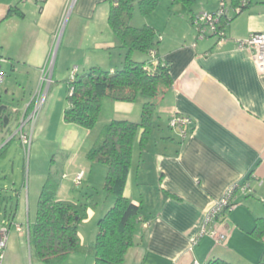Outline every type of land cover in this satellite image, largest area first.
Segmentation results:
<instances>
[{
  "label": "crops",
  "instance_id": "obj_1",
  "mask_svg": "<svg viewBox=\"0 0 264 264\" xmlns=\"http://www.w3.org/2000/svg\"><path fill=\"white\" fill-rule=\"evenodd\" d=\"M167 2L168 15L161 25L149 23L145 17L137 20L141 25L137 28L149 26L156 32L157 55L170 65L172 84L157 100L158 134L152 131L154 137L151 135L142 152L139 137L133 146L124 196L140 207L141 214L135 245L126 253L124 264H206L210 260L260 264L264 236L258 239L252 232L256 220L264 219V72L258 73L250 51L240 49L238 42L251 33L264 34V0H251L239 13L231 0H225L230 21L220 42L216 38L197 39L191 24L193 15L215 12L220 0H196L191 13L179 2ZM10 7H17L22 17L12 15L0 24V57L5 60L0 62V68L6 65L15 74L27 75L36 89L22 100L21 108L8 103L15 126H9L6 135L10 136L12 129L16 135L21 124H25L23 133L36 140L51 136L69 150L79 134L87 130L63 122V113L69 107L65 102L67 83L64 97L59 96V86H54L61 83L57 77L73 68L77 69L76 76L91 68L116 71L115 58L124 50L108 25L110 3L0 0V20ZM133 21L132 16L131 24ZM175 24L180 28L179 34L169 31ZM46 74L50 75L49 85L42 82ZM3 83L4 80L0 86ZM43 97V104L31 119ZM56 102L61 104L59 109ZM141 109L140 99L127 103L104 98L98 122L104 121L101 128L113 120L138 123ZM173 114L191 120L184 138L168 127ZM54 119L57 122L53 125ZM163 120L168 133L161 128ZM4 139L5 136L0 142ZM84 170L88 183L94 168ZM36 177L24 194L25 217L17 221L15 213L10 218L22 230L10 228L4 264H26L30 254L28 230L35 222L46 174ZM243 183L248 184L250 191L236 190L234 208L223 212L214 225L226 234V242L216 245L209 236L198 238L207 211L229 187ZM6 190L14 192L19 201L20 192L15 187ZM63 190L60 182L57 198L69 201L68 196H61ZM105 200L102 207L87 210L88 222L95 217L100 219L113 205V199ZM2 215L0 212V221L8 217ZM84 231L78 232L80 243L92 247L97 227L88 240ZM70 256L82 264L80 255L71 254L69 260Z\"/></svg>",
  "mask_w": 264,
  "mask_h": 264
},
{
  "label": "trees",
  "instance_id": "obj_2",
  "mask_svg": "<svg viewBox=\"0 0 264 264\" xmlns=\"http://www.w3.org/2000/svg\"><path fill=\"white\" fill-rule=\"evenodd\" d=\"M174 1L181 3L190 13L196 4V0ZM108 2L110 10L107 21L119 41V47L124 50L123 68L111 73L100 68H91L85 74L75 76L71 85L68 78L69 107L63 113V122L85 130L92 129L98 121L104 98L127 103L140 99L142 101L140 121L109 122L103 126L96 143L87 154L89 161L101 163L106 167L103 190L106 198L113 197L114 200L113 205L97 222L92 247L82 246L78 235L79 224L86 220L87 210L94 207L92 196L87 195L81 203L59 200L57 194L60 183L48 175L38 198L35 222L28 230L30 254L42 264H59L74 253L90 254L93 256L94 264H124L126 253L135 245L140 207L124 196L133 146L138 137L140 152L149 144L152 131L156 128L154 118L157 100L164 89L171 86L172 80L169 74L170 65L157 54L156 66L149 71L145 69L151 67L149 52L156 50L158 45L154 29L149 26L136 28L131 25L135 6L145 17L157 8L160 0H108ZM231 3L234 8L238 5L237 0H231ZM250 3L251 0L242 11ZM12 15L22 17L17 7H10L5 17L0 20V24ZM229 21L227 15L223 17L219 22V29L225 32ZM134 52L147 54L149 61L132 60ZM70 87H73L71 94ZM13 122L12 108L0 98V136ZM8 145L9 142L0 149V157L5 156ZM252 234L258 239L264 236V219L256 220ZM206 264L227 263L210 260ZM260 264H264V252Z\"/></svg>",
  "mask_w": 264,
  "mask_h": 264
},
{
  "label": "rangeland",
  "instance_id": "obj_3",
  "mask_svg": "<svg viewBox=\"0 0 264 264\" xmlns=\"http://www.w3.org/2000/svg\"><path fill=\"white\" fill-rule=\"evenodd\" d=\"M167 1L168 0H160L157 8L152 13L145 16V21H148L149 23H156L158 25H161L163 22H165L168 15L166 13V6L168 5ZM142 17L144 16L139 13L137 7L135 6L133 11L134 21L131 25L136 28L141 26L139 25L140 23H138V21H142ZM172 17L175 19V21L179 20L174 16ZM175 25L176 26H171L169 31L177 32L179 34L180 28L179 26H177V24ZM53 57L54 54H52L51 62L53 61ZM131 57L132 60L136 62L149 61V57L147 54L139 52H134ZM115 61L116 70H121L124 64V52H120V55L117 56V59L115 58ZM1 67L2 71L5 73V78L3 85L0 86V98L2 101L11 105H15L19 108L22 100L28 99L29 96L35 91L36 88L34 89L33 80L23 73H13L6 65H1ZM71 72L72 70L70 69L69 73H62L61 77H57V81L61 83H55L56 85L54 86V88L56 86H59L60 97L61 95H63L64 97V84L66 85V83L68 82V76H70ZM65 78L67 80L65 82H62L65 80ZM55 101L56 99L54 100V102ZM65 102H67L66 99ZM57 103L58 102H56L55 106L58 105L57 108L59 109L61 104ZM47 105L48 103L46 104V107ZM53 106L54 103L52 104L51 108ZM55 117L56 115L54 116V118ZM55 121L56 119H54L53 125L56 124L54 123ZM103 123L104 121L102 120H100V123L97 121L96 125L92 129L79 134L78 139L69 150L65 149L60 141H57V139H54L51 136L49 138L36 140V138H34L33 135L29 133H26V135L30 139V144L26 146L20 138V136L24 134L23 127L25 126V124H22L21 130L19 129L20 132L18 131L16 135H13L14 129L9 132L10 136L6 135L7 131L4 132L0 136V141H2L1 138L3 139V137L5 136L4 141L2 143L0 142V149L7 142H9V145L5 149V156L0 157V212L3 215L5 213H7V216L12 215V217H14V214L16 213L18 217L17 221L21 220L22 217H25L24 215L26 207H24V194H26L27 187L32 186L33 180L37 179L36 174H46V178L48 177V175H50L58 180L59 183L61 182L62 188L64 187L63 194L61 196H68V198L70 199L69 201L71 202H84L87 195H91L94 201V207H102V205L106 201L103 186H101L102 182L105 179L106 167L101 163L89 161L87 158V154L96 143L100 135L102 129L101 126ZM154 124L157 126L156 117L154 120ZM10 126H15L14 122ZM161 128L164 132H167L164 120L161 123ZM156 134L158 133L155 128L154 135ZM154 135L152 134V139ZM11 136H14L13 139L11 138ZM23 148H27V153L24 152ZM13 163L14 165H12ZM89 167H93L94 170L92 178L87 183V174L84 168L87 169ZM62 174H64V176H62ZM81 174H83L82 179L76 186L74 180L77 175ZM5 187L8 190L11 187H15L17 193L20 192L19 201L17 200L18 198L15 197L16 194L14 192H11L10 190L8 192ZM109 199H113V197H109ZM2 218L3 217H1V219ZM98 220V217H95L91 220V222H88V220L82 221L78 226V232H83L85 230L84 232L86 233L87 240L89 238H92ZM75 254L80 255L79 257H81L82 259V264H93L94 259L90 254ZM71 257L72 256H70L71 260H69V258L67 257L59 264H79L76 260H74L75 258ZM25 263L42 264L37 259H35V257L31 256V254L27 255V262Z\"/></svg>",
  "mask_w": 264,
  "mask_h": 264
},
{
  "label": "built area",
  "instance_id": "obj_4",
  "mask_svg": "<svg viewBox=\"0 0 264 264\" xmlns=\"http://www.w3.org/2000/svg\"><path fill=\"white\" fill-rule=\"evenodd\" d=\"M37 3L42 4L45 0H35ZM238 5L235 6V12L239 13L242 11V8L246 6L249 0H237ZM226 16V4L225 0H220L219 7L214 13H198L193 15L191 18V24L195 30L197 39H205V38H216L218 42L223 41L225 38L224 30H220L218 25L223 17ZM238 47L240 49H245L250 51L252 62L258 71V73L264 72V34L263 33H251L246 39L238 42ZM156 50H151L149 52V57L151 58V67H146L148 71L156 66ZM5 60L0 57V62H4ZM77 69L73 68L72 72L69 76L70 85L73 83L76 76ZM5 78V73L0 68V85ZM42 82L49 85L51 82L50 75H44L42 78ZM73 92V87H70L69 93ZM44 97L39 100L37 106H35L34 112L32 114L31 119L35 118L37 113V109L43 104ZM191 124L190 118L186 116H182L179 114H173L168 120V126L170 129L175 130L181 138H184L186 135L185 128ZM22 126V124H21ZM20 126V130H21ZM19 130V132H20ZM21 140L27 146L30 144V139L26 135V133L20 136ZM24 152L27 153V148H23ZM83 174L77 175L74 182L77 186L82 179ZM236 190H240L242 193L249 192V186L246 183L243 184H235L229 187L224 195L217 200L214 205L207 211L200 231L198 233V238L202 236H209L212 238L216 245H223L226 242V234L222 231H217L214 227L218 217L225 211L231 210L234 208V204L232 202L233 194ZM11 216L5 217L0 221V264H4L6 247L9 239L10 228L14 226V228L20 232L22 230L21 226L15 224L11 219ZM192 264H199L197 262H193Z\"/></svg>",
  "mask_w": 264,
  "mask_h": 264
}]
</instances>
